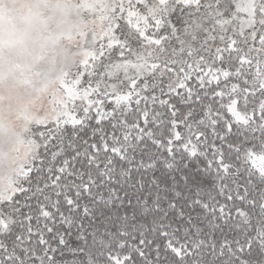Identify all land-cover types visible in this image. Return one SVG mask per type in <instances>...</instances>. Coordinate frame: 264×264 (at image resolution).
Listing matches in <instances>:
<instances>
[{
  "label": "snow or ice",
  "instance_id": "6c2138e0",
  "mask_svg": "<svg viewBox=\"0 0 264 264\" xmlns=\"http://www.w3.org/2000/svg\"><path fill=\"white\" fill-rule=\"evenodd\" d=\"M58 7L80 23L30 9L32 49L0 55V136L8 80L56 84L23 160L0 145V264H264V0Z\"/></svg>",
  "mask_w": 264,
  "mask_h": 264
},
{
  "label": "clouds",
  "instance_id": "9594fccd",
  "mask_svg": "<svg viewBox=\"0 0 264 264\" xmlns=\"http://www.w3.org/2000/svg\"><path fill=\"white\" fill-rule=\"evenodd\" d=\"M58 5H62V0H45L44 3H39L38 0H16L15 3L6 5L11 11L0 17V55L3 57L5 70L10 64L22 61L21 52L24 49L31 50L33 47L32 38L35 36V32H32L31 35L27 34L20 19L21 16L28 14L30 9L48 19L54 32L64 31L75 23V14L63 12ZM68 8L71 9V5H68ZM90 27L99 31L98 25H90ZM60 45L67 48V41L61 40ZM79 59L78 56L72 57L71 62L75 63ZM55 91L56 84L51 83L46 91L40 92L37 96H29L24 89L14 88L11 80L6 82L2 89L5 97L2 105L5 131L0 136V145L5 151L18 147L19 157L23 160V147L12 144L15 137L24 135L27 127V121L23 118L22 113L26 111L33 119L51 121L56 115L50 99Z\"/></svg>",
  "mask_w": 264,
  "mask_h": 264
},
{
  "label": "rangeland",
  "instance_id": "374dc122",
  "mask_svg": "<svg viewBox=\"0 0 264 264\" xmlns=\"http://www.w3.org/2000/svg\"><path fill=\"white\" fill-rule=\"evenodd\" d=\"M77 23H80V21L77 19V17L75 18V23L74 24H77ZM91 22H88L86 24H83V27L91 30V27H90ZM67 41V48H71V49H75L79 46L80 44V41L79 39L75 36V34H73L72 38L71 39H65Z\"/></svg>",
  "mask_w": 264,
  "mask_h": 264
}]
</instances>
